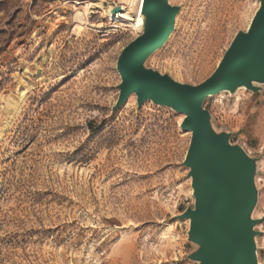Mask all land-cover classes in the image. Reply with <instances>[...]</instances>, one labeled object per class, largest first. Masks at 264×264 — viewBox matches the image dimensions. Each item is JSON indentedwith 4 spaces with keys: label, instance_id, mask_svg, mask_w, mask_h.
<instances>
[{
    "label": "rangeland",
    "instance_id": "374dc122",
    "mask_svg": "<svg viewBox=\"0 0 264 264\" xmlns=\"http://www.w3.org/2000/svg\"><path fill=\"white\" fill-rule=\"evenodd\" d=\"M174 30L146 66L198 85L259 0H169ZM130 0H0V264H194L183 115L135 96L114 112L116 61L137 35ZM82 13L83 21L75 19ZM217 130L260 156L253 218L264 264V89L204 102Z\"/></svg>",
    "mask_w": 264,
    "mask_h": 264
},
{
    "label": "water",
    "instance_id": "95a60500",
    "mask_svg": "<svg viewBox=\"0 0 264 264\" xmlns=\"http://www.w3.org/2000/svg\"><path fill=\"white\" fill-rule=\"evenodd\" d=\"M120 7L112 9V14ZM180 7L169 0H144L142 26L116 61L120 78L111 111L135 96L136 107L150 102L183 115L180 129L190 134L182 165L188 169L193 204L177 216L188 221L185 259L194 264H259L253 218L258 202L256 175L260 156H250L231 134L215 129L204 102L244 89H264V0L248 27L238 31L214 71L198 85L180 83L146 66L174 30Z\"/></svg>",
    "mask_w": 264,
    "mask_h": 264
},
{
    "label": "bare ground",
    "instance_id": "6f19581e",
    "mask_svg": "<svg viewBox=\"0 0 264 264\" xmlns=\"http://www.w3.org/2000/svg\"><path fill=\"white\" fill-rule=\"evenodd\" d=\"M144 0H130V9L127 11L125 7L120 6V10L116 13L112 14V8H110L107 11V16L111 20L118 21V22H126L132 30L136 33H138V30L142 26V8H143ZM75 19L78 20V22L83 21L82 19V13L77 12L75 15ZM176 20V19H175ZM242 90V89H240ZM238 90V91H240ZM222 95V93H219L218 96Z\"/></svg>",
    "mask_w": 264,
    "mask_h": 264
}]
</instances>
